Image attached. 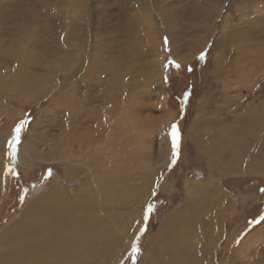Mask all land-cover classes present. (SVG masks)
<instances>
[{"label": "rangeland", "instance_id": "374dc122", "mask_svg": "<svg viewBox=\"0 0 264 264\" xmlns=\"http://www.w3.org/2000/svg\"><path fill=\"white\" fill-rule=\"evenodd\" d=\"M9 45H23V52ZM201 52L206 61L197 64ZM168 55L180 66L194 65L189 74L175 67L167 73ZM15 82L22 83V98ZM190 85L180 113L178 97ZM86 90L101 101L76 107H110L97 110L98 123L104 113L121 122L127 110L122 120L141 131L128 128L107 142L104 126V138L82 145L96 152L59 159L47 154L50 141L49 147L36 141L40 153L27 154L31 136L37 140L41 131L78 150L75 129L63 125L70 99ZM30 108L34 117L13 161L8 141ZM173 123L181 133L174 166L167 135ZM121 153L133 168L115 162ZM0 165V240L15 226L28 227L27 211L55 191L71 199L50 206V214L67 213L87 228L60 231L59 240H49L54 246L44 245L26 264H264V221L254 225L264 215V0H0ZM160 198L162 207L147 216L146 205ZM173 215L197 225L195 247L172 246L169 228L160 233ZM14 235L0 242V252L23 243Z\"/></svg>", "mask_w": 264, "mask_h": 264}, {"label": "bare ground", "instance_id": "6f19581e", "mask_svg": "<svg viewBox=\"0 0 264 264\" xmlns=\"http://www.w3.org/2000/svg\"><path fill=\"white\" fill-rule=\"evenodd\" d=\"M220 1V0H219ZM216 0V2H219ZM60 3V2H59ZM144 3V2H143ZM215 3V2H214ZM63 4V3H62ZM216 4V11L218 10V8L220 7V4ZM215 6V5H214ZM222 6V5H221ZM144 7V6H143ZM75 8V7H74ZM152 9V8H151ZM72 11V10H71ZM74 11V10H73ZM148 11H146L145 13L148 15L147 13ZM211 13V12H210ZM213 14V13H212ZM211 14V15H212ZM218 15V14H217ZM149 16V15H148ZM213 16V15H212ZM219 16V15H218ZM72 17V16H71ZM134 20V19H133ZM146 22H149L148 20H146ZM150 23V22H149ZM148 23V24H149ZM206 25L210 28L211 26L206 23ZM69 30V29H68ZM73 31V30H72ZM208 33V31H206ZM74 33V32H73ZM66 40V39H65ZM235 40L238 42L241 40V38L237 37L235 38ZM154 42V41H153ZM148 43V42H147ZM152 46V45H151ZM4 49V48H3ZM64 54V53H63ZM62 55V54H61ZM73 55V54H72ZM71 55V56H72ZM14 56V55H13ZM63 56V55H62ZM18 57V56H17ZM65 57V54L64 56ZM68 57V56H67ZM66 57V58H67ZM84 59V58H83ZM69 62V61H68ZM70 63V62H69ZM75 63V62H74ZM63 64V63H62ZM17 65V64H16ZM49 68V67H48ZM71 68V67H70ZM158 69V68H157ZM64 70V69H63ZM71 70V69H70ZM52 72V70L50 71ZM54 75H56L55 79L58 78V73L59 70L55 69V71L52 72ZM157 74V73H156ZM155 74V75H156ZM149 77V75H148ZM154 77V76H153ZM152 77V78H153ZM156 77V76H155ZM157 78V77H156ZM58 80V79H57ZM24 81V79H23ZM149 81V80H148ZM27 82V81H26ZM22 83H17L15 82L13 84V90L15 91V96L17 99L22 98V93L20 92V90H17L18 87L20 89H22L20 87ZM25 84V83H24ZM47 84V79L43 78L42 80V86L43 88L46 86ZM41 90V89H40ZM80 90V89H79ZM132 90V89H131ZM85 95L82 96V99L76 98L74 95L72 96V99H70V102L68 104V108L69 110L72 109V111L70 112V115L68 117V121L69 123H66L63 125V129H70L71 131H73V129H75L74 131V136H76V139L81 142L79 145H77V149L78 150H73L72 151V147L71 144L69 142L68 139L66 138H62V134L63 132L66 133L64 130L60 133L61 138L57 140L56 143H54V139L52 140H48V133H46L45 131H41L39 138L36 140L35 138H33L31 136V140L29 142V144H27V146L24 148L25 152H27V154L30 155H34V154H39L40 152H38L39 150H37V146L35 144L36 141H41L43 142V146H47L49 147L48 143L50 141V145L53 147L52 150H49V152L47 154H51V156L54 157H58L59 159H61V157L65 156V155H70V157L73 156L74 153L80 152L81 150L84 151L83 149H85L86 151L89 150V152H96V150H91L89 149V146H83L84 144H90L91 142L89 141V139H98L97 141H100L101 138H104V134L103 132L105 130H107V142L110 140L111 137L116 136V135H120L123 136L124 133L125 135L128 134L129 129L128 128H136L139 129V131H141V128L138 126V124L133 123L132 121H130L129 125L126 124V122H124V120L127 118V110H125V114H123L124 116H122L121 122H119V119H116L115 116L114 118H108V114L104 113L103 116L99 115V120L100 122L98 123L97 121V117L94 116V114L97 113V110L99 109V111L103 110L106 111L107 109H109L110 107H106V105H104V109L101 108V106H97V104H93V107L89 108L88 110H81L80 107H76L77 104H79L80 106L83 105V102H94V101H101V98H99V96H95L93 95L92 92L89 91H82ZM106 92V90L104 91ZM19 93V94H18ZM10 94V92H9ZM77 94V93H76ZM104 95H108L109 93H103ZM8 96V95H7ZM39 97V96H38ZM81 98V97H80ZM110 100L111 102L113 101V97L110 96ZM164 98V97H163ZM162 98V99H163ZM165 99V98H164ZM97 101V102H98ZM110 102V103H111ZM164 105V104H163ZM165 111H166V107L163 106ZM127 109V108H126ZM113 111L117 110V107L112 109ZM167 112V111H166ZM122 113V112H121ZM133 114L135 113V107L132 109L131 111V116H133ZM164 114V113H163ZM162 116V115H160ZM103 117V118H102ZM143 117V116H142ZM159 118V117H158ZM161 118V117H160ZM163 121V125L164 126H159L160 129L162 130H166L165 126L168 125V122L171 119V116L166 115L165 118H162ZM103 120V121H102ZM159 121V120H157ZM156 122V121H155ZM161 122V121H160ZM105 124V125H104ZM157 124V123H155ZM65 125H67L68 127H65ZM85 129L83 131H80L81 126H85ZM105 126L104 131L102 130ZM79 133V134H78ZM67 134V133H66ZM77 134L79 136H77ZM138 134V133H137ZM89 135V136H88ZM71 136V135H70ZM50 138V137H49ZM35 139V141H34ZM74 139V138H73ZM3 140V139H2ZM33 141V142H32ZM3 143V142H2ZM99 145V144H98ZM50 146V147H51ZM101 147H104L102 145H99ZM136 147V145H135ZM37 148V149H36ZM45 148V147H44ZM31 150V151H30ZM81 151V152H82ZM80 152V153H81ZM162 152V151H161ZM2 153V152H1ZM163 153V152H162ZM118 154V153H117ZM116 154V155H117ZM127 155V154H126ZM166 158L167 154L165 153ZM162 156V155H161ZM117 160H115V162H121V164L123 162H126L127 164L124 165V168H133L131 167L129 158L126 156H124V153L119 154L118 156H116ZM163 160V158H162ZM167 162V161H166ZM98 165H100V167L103 165V163H99ZM105 165V163H104ZM2 166V165H0ZM75 167H73L74 170ZM81 169V167H79V170ZM79 170H76L75 172H80ZM158 171V170H157ZM163 173V172H162ZM2 175V174H0ZM87 175V174H86ZM157 175V174H156ZM144 179V178H143ZM147 179V178H146ZM154 179V178H153ZM152 179V180H153ZM151 180V179H150ZM155 181V179L153 180ZM143 184V183H142ZM208 184V183H207ZM4 185V184H3ZM88 185V184H87ZM144 186V184H143ZM197 185H195L193 187V189H191V191H194ZM208 186V185H207ZM128 188V187H127ZM206 188V187H205ZM131 189V188H130ZM211 189V188H210ZM213 189V188H212ZM99 190V189H98ZM97 190V191H98ZM213 192V191H212ZM102 193V192H101ZM116 194V193H115ZM118 195V194H117ZM220 195V194H219ZM218 195V196H219ZM115 196V195H114ZM137 196V195H136ZM221 196V195H220ZM215 197V196H214ZM66 198H70V194H64L63 192H53L51 195H49L48 197L45 198H41L38 202H36L28 211L26 215H30V219L27 222V226L28 227H19V226H15L14 228H12L7 234H5V236L0 240L1 243H3V241L9 236V241H11L10 237L13 238L14 234L18 235V240H23V243L20 242H12L8 245H6L5 249L3 252H0V264H26L32 257L37 256L38 251L40 249H42V247L44 245L47 246H54L55 245V241H49L50 238H55L56 240L60 239V231L61 232H65L68 231L69 229L72 232H75L74 230L76 229V227H78L79 229L81 228L82 231H86L87 228L79 223V222H73L71 219H69V214H64V213H55L53 215L50 214L48 208L50 206H54L57 204H61L62 202H64L66 200ZM220 198V197H219ZM71 199V198H70ZM128 199V198H127ZM216 199V198H215ZM104 200V199H103ZM213 200V199H212ZM210 201V199H209ZM212 202V201H211ZM77 203V202H76ZM198 203V202H197ZM207 204V203H206ZM212 205V204H211ZM210 207V206H209ZM191 208V207H190ZM204 208V207H203ZM212 208V207H211ZM189 210V204L187 205L186 208H184L182 211H188ZM196 211V210H195ZM193 212V211H191ZM25 215V216H26ZM193 215V214H192ZM185 215L181 216L177 219H175L176 217L171 216L168 219V222L165 224L162 232L160 233H164L166 231L167 228H169V233L171 234V245L172 246H180L179 244L182 243H186L189 244L192 248L195 247V235L197 234V225L195 226L194 223H190L189 219H185L184 217ZM194 216V215H193ZM196 217H198V215H195ZM192 217V216H191ZM192 219V218H191ZM190 219V220H191ZM77 220V219H76ZM79 220V219H78ZM185 221L189 222V223H184ZM199 221V220H198ZM179 222H182L183 228L179 229ZM196 222V221H195ZM199 225V224H198ZM80 226V227H79ZM190 229V230H189ZM199 230V228H198ZM202 231V230H201ZM29 232L31 234H35L36 237L34 239H31L30 241L27 242V236L31 235L29 234ZM199 232V231H198ZM203 232V231H202ZM76 233V232H75ZM204 233V232H203ZM15 236V235H14ZM194 237V238H193ZM16 238V237H15ZM14 238V239H15ZM193 238V239H192ZM90 243V242H89ZM68 244V242H67ZM72 244V243H70ZM69 248V247H68ZM60 249V247H59ZM77 249V248H76ZM169 249V248H168ZM71 250V249H70ZM178 250V249H177ZM196 252H198V249L195 250ZM55 252V251H54ZM58 252V251H57ZM66 252V251H65ZM70 251H67V253ZM74 252V251H73ZM73 252H71L73 254ZM51 253V251H50ZM62 255L64 253V250L61 251ZM66 253V254H67ZM190 253V252H189ZM46 253H43V255ZM59 254V253H58ZM65 254V253H64ZM79 254V253H78ZM177 254V253H176ZM60 255V254H59ZM70 256V254H68ZM77 255V254H76ZM173 255V254H172ZM52 256V255H51ZM57 257V256H56ZM63 257V256H62ZM64 257H66V255H64ZM68 257V256H67ZM74 257V256H73ZM50 258V257H49ZM173 258V257H172ZM55 259V258H54ZM186 259V258H185ZM53 260V259H52ZM59 260V259H58ZM37 261V260H36ZM50 261V260H49ZM64 261V260H63ZM66 261V260H65ZM170 261V260H169ZM191 261V260H190ZM32 262V261H31ZM52 262V261H51ZM67 262V261H66ZM172 262V261H171ZM30 263V262H29ZM163 263V262H162ZM176 263V262H175ZM178 263V261H177Z\"/></svg>", "mask_w": 264, "mask_h": 264}, {"label": "snow or ice", "instance_id": "6c2138e0", "mask_svg": "<svg viewBox=\"0 0 264 264\" xmlns=\"http://www.w3.org/2000/svg\"><path fill=\"white\" fill-rule=\"evenodd\" d=\"M163 44L165 46V49L170 52V48H168L169 41L167 38H164ZM207 53L201 52L198 60L200 61H206ZM166 68L168 67H175L177 70H179L180 65L176 63L174 60H170L168 64L165 65ZM189 71H191V68H189ZM29 124V120L22 119L20 122L15 126L13 135L11 137V140L8 141V146L10 148L9 156L10 158L15 161L17 158V146L20 145L22 141L23 134L25 133L26 126ZM171 131L167 134L170 137V149H171V164L174 166L180 158V147H181V133L179 129V125L173 123L171 126ZM10 172L14 171L13 169H9ZM51 175V172H49V176ZM264 191V189H262ZM151 195V193H150ZM153 211V206L151 204L146 205V213L150 214ZM261 221H264V217H261L260 220L254 221V223H260ZM140 249L138 244H134L132 247V252L134 254L139 253Z\"/></svg>", "mask_w": 264, "mask_h": 264}, {"label": "trees", "instance_id": "16d2710c", "mask_svg": "<svg viewBox=\"0 0 264 264\" xmlns=\"http://www.w3.org/2000/svg\"><path fill=\"white\" fill-rule=\"evenodd\" d=\"M168 47V46H167ZM164 51L165 53H168L169 51H167L164 47ZM167 60L168 62L170 61V55L167 56ZM200 60H196L195 63H199ZM194 65H185V66H180V69H183L186 73L189 74V68H193ZM165 70L167 71V73L171 70V67H168V68H165ZM169 83H168V77L166 76V81H165V88L166 89H170L169 87ZM192 91V86L190 85L189 86V93L188 92H182L181 96L178 97V108L180 110V113H184L185 112V108H186V105L188 104L189 102V98H190V95H189V98H188V94H190V92ZM181 104V105H180ZM33 115H32V111H31V108L30 109H27V111L25 112V114L23 115V117L21 118L22 119H27L29 120V123L33 120ZM154 193V191H153ZM152 206H153V211L152 212H156L157 210H159L161 207H162V199H156V200H153L151 203H150ZM147 216H150V214H147ZM264 215L262 216H259L257 220H260L261 217H263ZM149 218H147V222H148ZM257 223H255L254 225H256Z\"/></svg>", "mask_w": 264, "mask_h": 264}, {"label": "clouds", "instance_id": "9594fccd", "mask_svg": "<svg viewBox=\"0 0 264 264\" xmlns=\"http://www.w3.org/2000/svg\"><path fill=\"white\" fill-rule=\"evenodd\" d=\"M23 47H24V46L21 45V46L19 47V49H17L15 45H9V50H10L11 52H13V53L20 54V53L23 52Z\"/></svg>", "mask_w": 264, "mask_h": 264}]
</instances>
